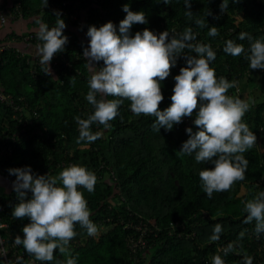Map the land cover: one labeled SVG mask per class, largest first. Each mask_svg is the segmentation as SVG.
<instances>
[{
	"label": "trees",
	"instance_id": "obj_1",
	"mask_svg": "<svg viewBox=\"0 0 264 264\" xmlns=\"http://www.w3.org/2000/svg\"><path fill=\"white\" fill-rule=\"evenodd\" d=\"M15 1H21L24 6L23 18H30L29 30L37 29V21L49 27L55 25L56 13L49 8L40 11L42 0ZM84 2L89 13L86 21L97 27L111 21L118 30L120 21L127 15L123 11L125 4L132 11H142L148 20L147 24H134L132 35L145 28L157 34L169 31L170 35L174 29L179 34L191 27L197 34L195 42L209 44L216 52V59L210 66L217 78L237 81L238 87L230 89L228 94L252 104L243 122L256 134L257 142L244 153L249 161L245 179L237 181L230 191L214 193L211 199L203 191L199 172L214 165L211 162L198 164L194 154L188 156L180 152L183 142L189 138L186 129L197 130L194 116L185 118L170 131L161 128L157 132L152 127L155 118L135 116L126 100L109 128L92 125L91 131L99 132V139L78 143L79 130L74 118H87L94 110L85 99L90 73L83 49L88 41L75 29L77 24H83V19L68 25L67 17L61 14L67 25L64 35L69 38L62 53L71 60V69L64 64L55 68L51 61V76L42 71L33 76L31 64L27 62L29 52L26 55L13 50L1 52L0 87L15 97L25 96L28 106L22 109L21 116L29 120L27 128H30L27 136L18 139L13 155L2 161L6 170L1 174L5 184L0 183V206H3L0 223L6 225L0 226V236L5 246L11 252L23 249L22 245H15L14 240L17 235L23 237L22 228L30 222L27 218L12 217L18 199L13 189L14 179H9V169L31 166L38 174L37 167L43 171L51 168L49 175H57L65 167L79 165L97 176L94 192L79 190L88 202L90 219L96 224L98 233L89 236L85 229L76 225L77 235L70 242L76 264H212L211 257L217 254L225 264H244L243 252L252 258V264H264V233L258 239L255 221L244 223L246 213L242 211L243 201L264 191V69L251 70L244 55L234 57L224 52L226 41L231 39L244 46L245 54L249 53L252 41L240 40L242 32L252 40L264 37V0H229L228 11L223 13L220 9L223 0H192V20L185 15L184 0H172L171 4L163 0ZM208 11L211 14L206 16ZM196 18L204 19L207 27L197 26ZM212 26L217 27L219 35L216 37L207 34ZM84 28L87 33V26ZM29 30L6 31L0 36V43L5 42L8 35H16L18 41H22L23 34ZM102 64L101 61L98 66ZM185 64L183 58L178 59L169 77L162 82L161 110L172 103L174 77ZM73 76L75 85L71 83ZM16 113L12 106L0 100V134L11 135L17 129ZM38 126L45 135L50 132L51 137L57 138L52 141L51 137L33 132ZM62 160L66 163L60 164ZM243 186L246 189L241 193ZM28 198H31L30 192ZM138 223H145L150 229L144 233L145 242L133 248L128 239L140 235L141 230L135 227ZM216 224L222 226V233L219 241L213 242L210 237ZM241 232H244L242 239L239 238ZM229 243L237 245L235 252L227 256L218 252ZM65 259L57 250L49 264ZM0 264H4L1 255Z\"/></svg>",
	"mask_w": 264,
	"mask_h": 264
},
{
	"label": "clouds",
	"instance_id": "obj_2",
	"mask_svg": "<svg viewBox=\"0 0 264 264\" xmlns=\"http://www.w3.org/2000/svg\"><path fill=\"white\" fill-rule=\"evenodd\" d=\"M48 2L42 0L45 8ZM163 2L171 4L172 0ZM191 2L184 0L185 15L189 20L193 19ZM228 5L229 0H223L220 5L222 13L228 11ZM123 11L127 15L120 21L118 30L109 21L99 27L89 26L86 33L89 42L83 49V57L90 77L85 99L94 110L87 118H74L79 130L77 142L91 143L99 139L100 133L91 131L92 125L109 128L126 100L135 116L155 118L152 127L157 132L161 128L170 131L185 118L194 116L197 130L186 129L189 138L183 142L180 152L188 156L194 154L198 164L211 162L214 165L199 172L208 198L211 199L214 193L230 191L237 181L245 179L249 161L244 153L257 142L256 134L243 122L252 104L228 94L230 89L238 87L237 81L217 78L210 66V62L216 59V52L209 44L196 43L197 34L191 27L179 34L174 29L170 35L169 31L157 34L145 28L132 35L134 24H147L148 20L142 11H132L128 4L123 6ZM210 14L208 11L206 16ZM56 17L54 26L37 21L36 29L39 43L35 45V56L39 58L42 73L49 76L52 75L51 61L65 51L69 42L64 35L67 25L59 11ZM195 24L200 28L207 27L202 18H196ZM207 34L211 37L219 35L217 27H210ZM239 38L252 41L248 54L242 44L231 39L226 41L224 52L234 57L244 55L251 70L264 69V37L252 40L242 32ZM180 58L186 64L174 77L172 103L161 110L160 104L164 100L162 82L169 77ZM101 61L102 66H98ZM71 83L75 85L74 76ZM9 173L16 177L13 189L18 199L12 217L30 221L22 228L23 237H15V245H22L25 252L41 264L52 262L57 250L66 257L57 264H76L70 249V242L77 235L76 225L85 229L89 236L98 233L96 224L90 219L88 202L79 189L94 192L97 176L79 165L65 167L57 175L36 174L31 166L11 168ZM29 192L31 198H28ZM242 203V211L246 213L244 223L255 221L254 231L259 239L264 233V191ZM221 233L222 226L216 224L210 240L219 241ZM243 236L244 232H241L239 238ZM236 248L235 243H229L218 252L227 256ZM242 254L244 264H252V258L246 252ZM211 261L212 264H225L219 254L212 256Z\"/></svg>",
	"mask_w": 264,
	"mask_h": 264
},
{
	"label": "built area",
	"instance_id": "obj_3",
	"mask_svg": "<svg viewBox=\"0 0 264 264\" xmlns=\"http://www.w3.org/2000/svg\"><path fill=\"white\" fill-rule=\"evenodd\" d=\"M85 4L86 2H84V0H56V1L48 2V6L46 8L43 5L40 8V11L43 12L47 8L51 9L53 13L59 11L61 14H64L67 17L66 22L68 25H71L74 22L78 21L80 18H82L83 19L82 23L84 26H87V31H88V28L89 26H91V24L86 21V19H88L89 17V13L85 8ZM24 10L25 9L21 1H14L11 3V5L4 4L3 6H0V27H3L10 18L13 19L23 18ZM17 40L18 39L16 35H8L7 40L5 42L0 43V64L2 62L1 52L4 50H13L21 55H26L28 53L25 49L19 47L16 44ZM22 41L33 44L39 43L36 37V30H29L25 32L22 36ZM56 56H58V54L55 55L54 57ZM27 62L31 64L30 71L32 75L38 76L39 72L41 71V65L39 62V58L35 56V53H30V55L27 56ZM52 63L55 66V68H61L62 64L68 66L69 69H71L73 66L71 60L63 53H60L59 58L53 59ZM77 71L79 72L78 69ZM0 100L6 102L7 105L12 106L13 109L17 111L15 117L18 118L19 120V122L17 123V129H15V131L11 135L0 134V175H1L6 170V168L2 165L3 159L7 157H11L13 155V150L18 139L27 136V134H29L30 128H27V125L29 124V120L21 116L23 114L22 109L28 106V102L25 100L24 95L15 97L12 93H7L2 88H0ZM33 132L45 135L44 130L39 126ZM51 136L52 135L50 132L45 135V137L48 138H50ZM56 138L57 136L56 137L53 136L51 137V140L54 141ZM59 163L65 164L66 161L62 160ZM70 163H73V161H70ZM37 171H39L38 174L41 175L47 173L49 174L51 168H47V169L45 168L43 171V169L40 170V167H37ZM9 179L15 180L16 177L15 175H10ZM0 208H3V206H0ZM2 225H6V223H0V226ZM135 227L137 229H140L141 233L136 239L132 237L128 239L129 245L133 248H135V246H137L138 244L140 243L143 244L145 242L144 233H146V231L149 228V226H147L145 223L135 224ZM0 250H2L0 251V255L2 257L4 264H41V262L35 261L34 257L29 256L24 249L16 248L11 252L10 249L5 246L4 239L1 236H0ZM8 252H11V254H9Z\"/></svg>",
	"mask_w": 264,
	"mask_h": 264
},
{
	"label": "crops",
	"instance_id": "obj_4",
	"mask_svg": "<svg viewBox=\"0 0 264 264\" xmlns=\"http://www.w3.org/2000/svg\"><path fill=\"white\" fill-rule=\"evenodd\" d=\"M14 1L15 0H0L1 2L0 4L1 6H3L4 4L11 5V3ZM28 22H30V18H18V19L10 18L3 27H0V36H3L6 31H9L11 29L17 30V31H25L26 29L29 30ZM75 29H78V31L81 32L82 36L89 42V37L86 36V33H85L86 31H85L83 24L81 25L77 24ZM16 44L19 47H22L23 49H25L29 53H35L36 44L28 43L24 41H18V40ZM0 181H2L0 182L1 184H4L5 182V179L2 178L1 175H0Z\"/></svg>",
	"mask_w": 264,
	"mask_h": 264
},
{
	"label": "rangeland",
	"instance_id": "obj_5",
	"mask_svg": "<svg viewBox=\"0 0 264 264\" xmlns=\"http://www.w3.org/2000/svg\"><path fill=\"white\" fill-rule=\"evenodd\" d=\"M250 98H252V97L250 96ZM0 182H2V181H0ZM4 184H5V182H4ZM4 184H2V185L4 186ZM245 189H246V188L243 186V187L241 188L240 192L243 193V192L245 191Z\"/></svg>",
	"mask_w": 264,
	"mask_h": 264
}]
</instances>
